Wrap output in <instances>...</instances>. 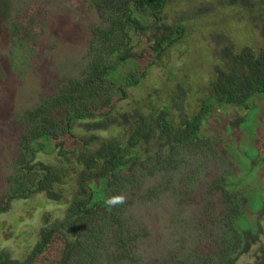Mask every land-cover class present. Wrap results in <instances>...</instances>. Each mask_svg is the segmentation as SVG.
I'll return each mask as SVG.
<instances>
[{
	"label": "trees",
	"instance_id": "obj_1",
	"mask_svg": "<svg viewBox=\"0 0 264 264\" xmlns=\"http://www.w3.org/2000/svg\"><path fill=\"white\" fill-rule=\"evenodd\" d=\"M94 2L102 19L91 27L82 68L74 75L63 76L50 93L14 119L21 129L19 154L6 177V189L0 192V214L8 211L14 200L37 193H45L49 201L65 203L71 175L77 179L75 190L61 218L53 221L45 217L37 240L24 257L3 251L0 264L136 262L138 242L147 233L126 219V200L114 206L108 200L136 193L143 177L158 169L177 170L186 160V149L191 153L202 151L203 123L217 108L212 101L249 110L254 97L264 100V47L256 50L248 46L214 67L209 80L212 94L194 115L182 116L174 94V107L164 102L159 107L152 102L146 105V111L137 103L133 108L116 110L117 104L128 98V88L141 83L164 51L183 38L185 29L163 25L159 14L169 0ZM21 19L24 21L18 20L12 31L20 46L24 37L38 32L33 19ZM158 24L165 31L156 45L136 53L134 47L141 33ZM86 120L91 133H77L76 123ZM110 124L120 127V132L101 136L99 131L108 130ZM259 142L264 145V130ZM152 143L158 148L153 154L148 149ZM51 152L56 155L55 161L38 158ZM227 180H231L228 175L220 179L225 184ZM214 184L212 189L223 192L219 215L193 225L195 232L188 234L184 245L169 249L152 264H237L251 233L237 226L242 215L235 193L239 190L236 184L227 186V190L222 183Z\"/></svg>",
	"mask_w": 264,
	"mask_h": 264
},
{
	"label": "rangeland",
	"instance_id": "obj_2",
	"mask_svg": "<svg viewBox=\"0 0 264 264\" xmlns=\"http://www.w3.org/2000/svg\"><path fill=\"white\" fill-rule=\"evenodd\" d=\"M94 1L99 0H0V192L6 189V177L19 154L21 129L14 119L50 93L63 76L78 73L87 60L91 27L102 19ZM159 15L163 25L183 26L185 35L164 51L139 85L128 88V98L117 104L118 111L136 103L144 105V110L152 102L174 107V94L182 116L194 115L212 94L209 80L217 64L248 46L264 47V0H169ZM21 18L33 19L38 32L28 39L23 36L20 46L12 31L18 20L24 21ZM163 25L157 26L161 32L151 28L141 33L135 52L154 47L165 31ZM212 104L217 108L206 117L200 132L202 151L186 149V160L177 170L158 169L145 175L137 192L125 196L126 219L147 234L138 242L136 262L111 264H152L169 249L184 245L188 234L195 232L193 225L219 215L223 192L212 189L215 181L224 190L236 184L242 210L237 226L251 232L237 264H264V145L259 142L264 100L254 97L249 110ZM88 124L87 120L77 122L75 131L90 134ZM114 131L119 133L120 127L110 124L99 134ZM148 149L153 154L158 148L152 143ZM38 158L49 162L56 155L42 153ZM227 175L231 180L225 184L220 179ZM70 179L69 199L77 180L72 175ZM65 203L49 201L45 193L14 200L0 214V253L24 257L45 217L61 218Z\"/></svg>",
	"mask_w": 264,
	"mask_h": 264
},
{
	"label": "clouds",
	"instance_id": "obj_3",
	"mask_svg": "<svg viewBox=\"0 0 264 264\" xmlns=\"http://www.w3.org/2000/svg\"><path fill=\"white\" fill-rule=\"evenodd\" d=\"M125 200V197L123 195H120V196H116V197H112L108 200V204L110 206H114L116 204H120V203H123Z\"/></svg>",
	"mask_w": 264,
	"mask_h": 264
}]
</instances>
